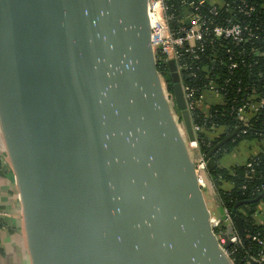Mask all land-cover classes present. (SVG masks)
<instances>
[{"label": "water", "instance_id": "obj_1", "mask_svg": "<svg viewBox=\"0 0 264 264\" xmlns=\"http://www.w3.org/2000/svg\"><path fill=\"white\" fill-rule=\"evenodd\" d=\"M149 2L0 0V126L32 264H235L174 61L175 103L163 86Z\"/></svg>", "mask_w": 264, "mask_h": 264}, {"label": "built area", "instance_id": "obj_2", "mask_svg": "<svg viewBox=\"0 0 264 264\" xmlns=\"http://www.w3.org/2000/svg\"><path fill=\"white\" fill-rule=\"evenodd\" d=\"M171 1L173 0H150L149 2V14L152 24L151 45L158 63V70L159 65H163L170 70V61L175 62L195 135L194 141L187 139V145L191 151H197L198 153L196 171L199 175L201 188L206 191L210 184L216 193V188L210 179L207 155L201 151L198 141V135L206 132V125L196 123L194 116L197 111L208 114L211 108L225 105L226 100L222 93L223 89L217 85L216 74L211 70V66L217 63V59H222L217 52L216 42L223 39L234 46L235 49H228L227 51L228 58L231 61L230 64L228 63V69L231 71L238 69L240 63L235 60L243 63L246 55L245 48L242 47L259 41L264 35V25L259 20L255 22L254 27L247 25V20L257 13L259 0H232V5H227L224 0H179L180 6L171 3ZM261 7L264 8V3ZM246 18L248 19L246 20ZM207 44L214 47L213 51L217 55L211 59L210 66L202 65L204 55L202 57L201 55L205 53ZM249 54L259 60L264 57V47H253ZM189 58L191 61H187ZM256 63L259 62L256 61ZM204 70L206 75L202 73ZM159 73L167 96L172 103H175L174 93L171 95L168 92V84L165 82L163 74L160 71ZM199 76L204 80L209 90L199 92L197 88L187 84V80H193ZM174 111L186 135L180 112L176 108ZM263 111L264 97L251 95L247 97L245 105L238 109L237 120L242 128L246 129L250 121ZM210 124L212 129H209V131L212 134L223 131V128L216 126V124L212 122ZM248 167L252 168V164H248ZM221 209L222 216L212 213V227L222 244L224 243L221 237L223 232L230 225L234 227L235 236L230 239L231 247L226 249V252L235 262L233 257L236 248L242 245V239L230 212L226 208ZM5 217H8V213L0 210V222ZM252 239L259 246L264 247L262 239L259 237H253ZM252 261L255 264H264V250H261L256 256H250L248 264H251Z\"/></svg>", "mask_w": 264, "mask_h": 264}, {"label": "trees", "instance_id": "obj_3", "mask_svg": "<svg viewBox=\"0 0 264 264\" xmlns=\"http://www.w3.org/2000/svg\"><path fill=\"white\" fill-rule=\"evenodd\" d=\"M224 1L227 5H232V0ZM171 3L180 6L179 0H173ZM262 3H264V0H259L257 13L250 19L246 18V20L248 19L247 25L254 27L257 20L264 25V8L261 7ZM259 46L264 47V35L259 41L242 47L245 48L246 53L244 62L235 60L237 63H240V67L231 71L228 69V63L230 64L231 61L228 58L227 51L228 49H235L234 46L223 39L216 42L217 52L222 59H217V63L211 66V70L216 74L217 85L223 89L222 93L226 103L224 106L211 108L208 114L197 111L195 116L199 117L196 118L194 116L196 123L206 125V132L198 135L201 151L206 155L239 129L235 139L225 143L213 154L212 157L218 165L213 170L209 169L211 182L216 188L219 207L226 208L234 221L236 217H241L244 221L245 236L240 234L242 245L236 248V253L233 257L235 264H248L250 256H256L261 250H264V247L259 246L252 239L253 237H259L264 241V224H259L256 219L259 206L264 202V198L257 203H246L247 201L255 200L264 193V111L253 118L246 129H243L237 120L238 109L245 105L247 97L251 95L264 97V57L258 60L249 54L253 47ZM213 49L212 45L207 44L205 53L201 55V57L204 55L202 65H211V59L217 56ZM187 61H191V59L189 58ZM256 61L259 63L257 64ZM159 71L163 74L165 82L168 84V92L173 95L174 85L171 70L163 65H159ZM202 73L206 75L205 70ZM186 82L190 86L197 88L199 92L209 90V87L204 83L201 76L193 80L189 79ZM210 122L223 128L221 135L212 137V133L209 131V129H212ZM243 141L260 142L263 145L262 150L256 156L250 158L244 165L232 168L222 167L220 165L222 156L233 151ZM250 163L252 164V168L248 167ZM226 184L232 188L226 189ZM2 227H4V223L1 221L0 229Z\"/></svg>", "mask_w": 264, "mask_h": 264}, {"label": "crops", "instance_id": "obj_4", "mask_svg": "<svg viewBox=\"0 0 264 264\" xmlns=\"http://www.w3.org/2000/svg\"><path fill=\"white\" fill-rule=\"evenodd\" d=\"M222 132L223 131L216 132L212 134V137H218ZM262 147L263 145L260 142L243 141L233 151L222 156L220 165L225 168L244 165L250 158L256 156L262 150ZM225 188L231 189L232 187L226 184ZM205 192L209 194L211 209L217 213V216H221L223 212L218 205L216 193L212 185L209 184ZM263 203L260 204L256 216L259 224H264ZM210 206L208 204L209 209ZM0 210L8 213V217H5L2 221L4 227L0 229V264H32L23 220L21 194L17 183V177L8 157L1 126Z\"/></svg>", "mask_w": 264, "mask_h": 264}, {"label": "rangeland", "instance_id": "obj_5", "mask_svg": "<svg viewBox=\"0 0 264 264\" xmlns=\"http://www.w3.org/2000/svg\"><path fill=\"white\" fill-rule=\"evenodd\" d=\"M207 181H209L208 179H207ZM205 196H206V200H207V202H208V204H209V206H210V204H211V201H210V198H209V194H208V192H205ZM263 203V202H262ZM263 205H264V203H263ZM212 207L210 206V210H211V212L213 213V214H216L217 215V213L213 210V209H211Z\"/></svg>", "mask_w": 264, "mask_h": 264}, {"label": "flooded vegetation", "instance_id": "obj_6", "mask_svg": "<svg viewBox=\"0 0 264 264\" xmlns=\"http://www.w3.org/2000/svg\"><path fill=\"white\" fill-rule=\"evenodd\" d=\"M171 77H172V74H171Z\"/></svg>", "mask_w": 264, "mask_h": 264}]
</instances>
